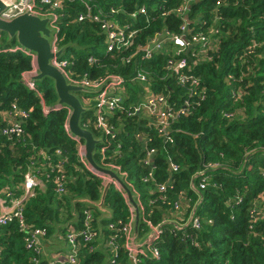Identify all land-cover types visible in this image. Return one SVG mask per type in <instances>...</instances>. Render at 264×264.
Here are the masks:
<instances>
[{
    "label": "trees",
    "instance_id": "16d2710c",
    "mask_svg": "<svg viewBox=\"0 0 264 264\" xmlns=\"http://www.w3.org/2000/svg\"><path fill=\"white\" fill-rule=\"evenodd\" d=\"M61 1L54 6L36 0L35 5L40 14L57 18V45L70 53L67 76L74 82H95L146 75L154 81L152 92L165 99L174 117L172 142L146 115H132L134 110L116 112L109 121L117 133L114 139L107 136L106 163L127 174L138 196L140 238L153 227L178 225L166 226L137 264H264V0ZM183 9L185 15L178 13ZM109 26L126 35L135 32L128 50L107 54ZM167 32L188 45L182 49L172 44L151 61L142 55L123 62ZM195 35L208 38L210 48L196 44ZM16 46V39L0 33V113L17 105L30 116L19 137L0 135V200L10 204L22 198L31 172L39 186L22 202L30 231L45 229L52 240L56 234L65 240V226L72 221L79 222L78 231L86 230L89 212V229L96 238L82 243L77 264H133L121 230L132 219L125 197L114 187L109 190L104 208L113 212L112 221L78 201L100 202L103 180L81 163L80 143L66 130V106L53 110L58 102L54 83L36 82L35 90L25 83L31 57L7 52ZM181 60L188 63L187 85L167 72L170 62ZM118 94L129 98L130 108L144 101L146 90L128 81ZM45 108L51 111L46 114ZM93 115L89 110L83 120L98 137L95 121L89 122ZM7 125L0 118V132ZM151 151L155 154L149 156ZM194 212L197 229L188 224ZM112 236L113 252L105 244ZM154 249L161 260L151 258ZM57 256L27 249L17 221L0 226V264H49ZM57 264L69 263L65 257Z\"/></svg>",
    "mask_w": 264,
    "mask_h": 264
},
{
    "label": "built area",
    "instance_id": "2783aa9c",
    "mask_svg": "<svg viewBox=\"0 0 264 264\" xmlns=\"http://www.w3.org/2000/svg\"><path fill=\"white\" fill-rule=\"evenodd\" d=\"M4 2V9L1 11V19L3 20H12L15 17L30 13V14H38L37 16L42 18L51 17L53 20V24L51 28L55 29V34L53 35L52 39V50L53 54L56 55L61 48L57 45V33L58 30H56V27L54 26L56 23V19L53 16H47L40 14L36 11V0H2ZM61 0H43V3L48 5H54L57 6L58 3L60 4ZM182 13L185 15L186 10H179L178 13ZM140 14L144 16L147 15V10L141 9ZM134 16V15H133ZM84 18H81L80 20H83ZM97 19V18H96ZM113 28V30H112ZM108 29L109 32V44L107 45V54H112L116 51L120 50H128L131 47V41L135 35L134 33H131L129 35L123 34L122 32H119L118 28H114L113 26H109ZM184 31V28H183ZM187 31V30H186ZM184 31V32H186ZM158 40L152 42L151 46L141 49L139 48L134 54L123 57L122 60L124 63H131L134 60H136L137 56L144 55V60L151 61L153 60L158 54H163L170 50V46L175 45L182 49L185 48L186 45H188V42L181 37H174L170 35L168 32L165 33L163 36L158 35ZM167 42V45L163 44L164 42ZM193 41L197 44H201L203 47L202 49H208L211 46V42L206 37H200L199 35H195L193 37ZM165 48V51L163 50ZM17 52L20 51L27 56L31 57V65L32 70L25 75L30 76L29 80H26L24 75L25 83L29 86L31 90H35V83L36 81L32 80L33 77L37 75L36 71V58L35 55L31 52L27 51L26 49L16 46L14 49L7 50V52ZM61 57H55L52 59V65L58 69H60L64 75L66 76L69 83L82 86L84 88L90 89L92 93H94L95 97L93 99H88V104H94V108L91 110L94 112L93 119L91 118L89 122L92 120L95 121L96 129L100 131V135L96 140L99 141L98 147L99 148V160L98 164L100 166H103L107 169H111L113 171H116L119 173L121 177L125 179L127 182V174L124 172H121V170L117 167H113L112 165H109V163H106L107 160L110 158L108 156L109 148H110V140L107 136L111 135V139H114L115 134L117 131H114L113 128L109 127V121L110 118L116 114V112H132V115H138V114H144L147 116L146 120H148L151 124L157 127L158 132L162 134V136L165 138L167 142H172V139L169 137L171 133L172 124L171 121H174V117L172 116V111L169 107H167V104L164 102V98L157 97L151 90L152 83L154 81L148 79L146 75L138 74L137 76H134L133 78L129 80H124L123 78L119 76H110L106 78L103 81H95V82H88L87 80H83L80 82H74L72 81L67 74L65 73V67L66 62H63L60 60ZM92 60V59H91ZM188 63L185 60L177 61V62H170L167 67V72L171 74L173 78L179 79L180 82L183 85H187L191 82V78L185 74L187 70ZM128 81L132 82H138L144 86V89L146 90V96L144 101L141 103H138L137 105H133L130 108L126 107V102L129 98L118 94L119 90H124V87L127 86ZM103 92L101 93L100 91ZM64 105L62 106H55L53 110L59 111L62 109ZM68 113H70L69 107H67ZM90 110V108L88 109ZM51 111V109L45 108V113L48 114ZM30 114L20 108L17 105L12 106L10 110L4 113V117L8 121V125L4 127V129L0 132V135L7 136V137H19L24 129L23 124L26 120L29 119ZM88 119V118H87ZM82 126L86 128L84 124V120L82 122ZM66 130L68 132L67 126ZM69 133V132H68ZM77 141V140H76ZM79 142V141H78ZM80 143V142H79ZM154 151L149 152V156L154 155ZM59 156H61L60 153H58ZM79 156L81 157L82 161L81 163L90 170L92 174L95 176L101 178L103 180L104 186L110 182V179L103 176L96 174L93 170L90 169L87 162L85 161L83 157V148L82 144L80 143L79 148ZM174 169L177 171L178 169L174 167ZM128 184V182H127ZM129 185V184H128ZM39 183L38 180L35 179V177L30 173L26 175L23 189L24 194L22 198H16L12 199L10 204L6 199L0 200V208L2 211L0 212V226H8L12 224L14 221H17V223L20 224L21 231L25 234V245L26 248L29 250H32L36 253V255H42L46 253L47 251H50V248H48V245L42 241L44 237L48 238L49 234L45 229H35L30 231V228L25 223V214H24V206L22 202L27 198L32 192L38 188ZM130 186V185H129ZM112 187L116 188L120 191V188L118 187V184L115 181H112ZM132 189L133 187L130 186ZM203 189V187H202ZM134 190V189H133ZM160 191H164L163 188L160 189ZM135 192V191H134ZM136 194V193H135ZM137 196V195H136ZM138 198V196H137ZM92 206V205H91ZM142 208V207H141ZM106 209V208H105ZM108 210V209H106ZM110 211V210H108ZM108 217L106 218L111 219L112 218V212L110 211V214H107ZM113 219V218H112ZM76 220V219H75ZM90 221H92V218L90 216V213L86 212V218H85V226L86 230L80 232L76 229V226L79 224L77 221H72L69 225L65 226L68 230V234L65 238V240L61 239V236L56 234L54 240H49L48 243L51 246H54L55 248L57 246H62V254H58L57 258L54 259V261H51L49 264H57V262H60L61 259L67 258V263L69 264H77L79 259V253L80 249L82 248V243L88 244L91 241H94L96 238V233L89 229ZM112 221V220H109ZM192 225L194 228H199L200 223L199 221L195 220V217L191 220ZM133 222H134V216L132 214L131 223L128 226H123L121 230L125 231L126 237L128 240V250L131 252V260H133L134 264H137V259L141 254H145V248H138L132 245L131 243V237L133 234ZM161 226V225H160ZM160 226L153 227L154 230L151 234L155 233L156 236L153 238L151 243L147 246H151L160 237L162 234L163 229H160ZM114 230V226H110ZM175 228H178V225L176 224ZM159 230V231H158ZM150 234V235H151ZM82 241H80V239ZM116 236H112L110 240L106 241V247L111 248V252L114 251L113 249V241L115 240ZM141 239V238H140ZM47 243V244H48ZM151 258L159 261L161 260L160 252L157 249H154L151 251Z\"/></svg>",
    "mask_w": 264,
    "mask_h": 264
},
{
    "label": "water",
    "instance_id": "95a60500",
    "mask_svg": "<svg viewBox=\"0 0 264 264\" xmlns=\"http://www.w3.org/2000/svg\"><path fill=\"white\" fill-rule=\"evenodd\" d=\"M4 9V2L0 0V15ZM53 24L51 18H42L34 14L25 13L15 17L12 20H3L0 17V32L8 35L10 40L16 39L18 46L26 49L35 55L37 75L32 78L34 81L41 80L48 77L54 82V89L58 96L56 106L65 105L69 107L70 113L67 117V129L69 135L79 141L83 148V157L91 170L96 174L103 175L110 179L104 186L101 201L94 203L89 200H78L85 202L99 209L103 214H110V211L104 209L105 202L109 190L112 187V181H115L125 197L131 213L134 216L133 234L131 243L138 248H144L151 243L156 236L155 233L145 236L140 239V226L142 223V205L139 202L134 190L127 184L125 179L119 175L118 172L100 166L96 161L97 147L99 141L94 135L82 126L84 115L89 112L88 108L84 107L81 99L78 97L79 93H92L90 89L82 86L74 85L68 82L64 73L52 65V59L61 57L64 49H61L56 55L52 50V31L49 27ZM198 205L195 208L197 211ZM195 212L188 223L191 225ZM176 226L175 223H165L159 228L164 229L166 226ZM158 230V231H159ZM133 263V260H131ZM134 264V263H133Z\"/></svg>",
    "mask_w": 264,
    "mask_h": 264
},
{
    "label": "rangeland",
    "instance_id": "374dc122",
    "mask_svg": "<svg viewBox=\"0 0 264 264\" xmlns=\"http://www.w3.org/2000/svg\"><path fill=\"white\" fill-rule=\"evenodd\" d=\"M36 15H38V14H36ZM47 18H51V17H47ZM50 29H51V31H52V39H53V35L55 34V32H54V30L55 29H53V28H51V27H49ZM0 33H3L4 34V32H0ZM17 46H18V43H17ZM63 47V46H62ZM61 49H64V48H61ZM66 49V48H65ZM164 51H165V48L163 49ZM60 60L61 61H63V62H70V53L67 51V50H64V52H63V55L61 56V58H60ZM69 69L67 68L66 69V71H68ZM29 77L30 76H28V75H25V78H26V80H29ZM46 79V80H45ZM25 81V80H24ZM50 80V78H48V77H45V78H42L41 80H38V81H36L38 84H44V83H51V82H53V81H51ZM26 82V81H25ZM54 83V82H53ZM101 93L103 92V90L102 91H100ZM78 97L81 99V101H82V103H84V107L85 108H90L89 107V104L87 103V100L88 99H93L94 97H95V95H94V93H87V94H83V93H79L78 94ZM94 108V105H92L91 104V108H90V110H92ZM96 138H98V137H96ZM99 148H97V155H96V161L98 162V160H99ZM9 190V189H8ZM112 212V211H111ZM108 217V215L107 214H103V218H107ZM112 218L114 219V215H113V212H112ZM108 219V220H113V219ZM153 230H154V228H152L145 236H148V235H150L152 232H153ZM144 236V237H145ZM52 239V236H50L49 235V237L48 238H46V237H44L43 239H42V241L44 242V243H46V245H48V248H50V252H55V253H57V255L58 254H62V246H57L56 248L54 247V246H51L50 247V244L48 243V241L49 240H51ZM48 243V244H47ZM52 264V263H51Z\"/></svg>",
    "mask_w": 264,
    "mask_h": 264
},
{
    "label": "crops",
    "instance_id": "0c3cea01",
    "mask_svg": "<svg viewBox=\"0 0 264 264\" xmlns=\"http://www.w3.org/2000/svg\"><path fill=\"white\" fill-rule=\"evenodd\" d=\"M1 114V116L3 117V118H5L4 117V114H2V113H0ZM0 116V118L2 119V117ZM6 119V118H5ZM105 209V208H104ZM2 211V209L0 208V212Z\"/></svg>",
    "mask_w": 264,
    "mask_h": 264
}]
</instances>
